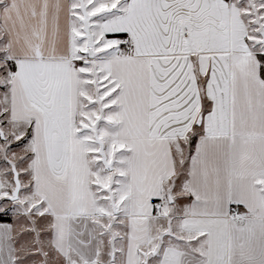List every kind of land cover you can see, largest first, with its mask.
Segmentation results:
<instances>
[{"label": "snow or ice", "instance_id": "6c2138e0", "mask_svg": "<svg viewBox=\"0 0 264 264\" xmlns=\"http://www.w3.org/2000/svg\"><path fill=\"white\" fill-rule=\"evenodd\" d=\"M0 264H264V0H0Z\"/></svg>", "mask_w": 264, "mask_h": 264}]
</instances>
